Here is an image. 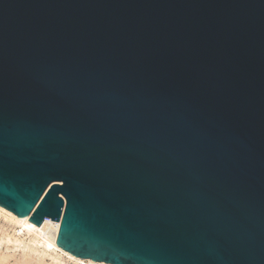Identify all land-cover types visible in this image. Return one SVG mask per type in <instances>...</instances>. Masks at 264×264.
I'll return each mask as SVG.
<instances>
[{
    "label": "water",
    "instance_id": "water-1",
    "mask_svg": "<svg viewBox=\"0 0 264 264\" xmlns=\"http://www.w3.org/2000/svg\"><path fill=\"white\" fill-rule=\"evenodd\" d=\"M0 206L108 264H264V0H0Z\"/></svg>",
    "mask_w": 264,
    "mask_h": 264
},
{
    "label": "bare ground",
    "instance_id": "bare-ground-1",
    "mask_svg": "<svg viewBox=\"0 0 264 264\" xmlns=\"http://www.w3.org/2000/svg\"><path fill=\"white\" fill-rule=\"evenodd\" d=\"M0 214L12 224L14 231L10 235L1 232V230L0 244L6 243L10 244L8 247L12 249H21V257L29 258L28 264H108L77 257L56 245V235L59 227L57 221L46 218L41 225H36L28 220L29 216L17 217L1 206ZM15 228H18L17 231H15ZM23 235L28 236L29 240L26 242L21 240L19 237ZM20 261L15 264H21ZM7 263L6 257L0 255V264Z\"/></svg>",
    "mask_w": 264,
    "mask_h": 264
},
{
    "label": "rangeland",
    "instance_id": "rangeland-1",
    "mask_svg": "<svg viewBox=\"0 0 264 264\" xmlns=\"http://www.w3.org/2000/svg\"><path fill=\"white\" fill-rule=\"evenodd\" d=\"M17 229L18 228H15V231H17ZM0 231L8 233L10 235L13 234V232H14L13 229H12V224L10 222H8L1 214H0ZM21 237H19V238L21 240H23L24 242L29 240L28 236L23 235ZM5 244L6 243H1L0 244V255L6 257V259L8 261L7 264H15L19 260H21L20 261L21 264H28L29 258H25V257L22 258L21 257L22 256L21 249H12V248L8 247V245L10 246V244H6V245Z\"/></svg>",
    "mask_w": 264,
    "mask_h": 264
}]
</instances>
